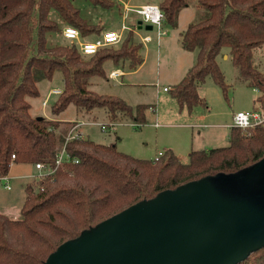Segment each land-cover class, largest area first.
<instances>
[{
	"label": "trees",
	"instance_id": "trees-1",
	"mask_svg": "<svg viewBox=\"0 0 264 264\" xmlns=\"http://www.w3.org/2000/svg\"><path fill=\"white\" fill-rule=\"evenodd\" d=\"M89 1L107 10L123 6L116 0ZM157 2L163 24L173 27L190 4L202 11L181 38L184 49L197 50L196 61L169 88L180 107L192 110L206 103L199 86L208 75L227 91L217 56L228 47L248 84L261 91L257 102L263 101L264 109V73L255 67L253 52L264 44V0ZM66 25L77 27L83 38L106 30L101 22L85 18L72 0H0V179L16 162L52 168L63 147L68 155L53 173L27 183L21 218L0 213V264H45L62 242L141 199L208 174L237 171L264 156V124L249 129L232 126L229 145L193 149L188 163L171 148L148 159L81 134L68 139L77 121L34 116L28 100L39 95L38 83L51 80L57 70L62 71L64 86L51 106L53 114L72 103L86 112L105 108L110 125L124 119L140 125L146 121L147 105L134 108L117 96L89 88L93 76H106L107 61L128 62L131 68L143 62L144 43L135 27L127 29L118 43L84 54L77 43L57 39ZM237 264H264V246Z\"/></svg>",
	"mask_w": 264,
	"mask_h": 264
},
{
	"label": "rangeland",
	"instance_id": "rangeland-1",
	"mask_svg": "<svg viewBox=\"0 0 264 264\" xmlns=\"http://www.w3.org/2000/svg\"><path fill=\"white\" fill-rule=\"evenodd\" d=\"M72 1L90 22H101L106 29H116L123 35L127 29L135 27L140 38L146 35L153 37V41L142 39L144 44L141 54L145 59L142 65L131 68L128 62L115 65L107 61L104 64L106 76H93L89 85L95 92L117 96L134 108L138 104L147 105L146 121L137 125L131 119H124L110 125L111 119L105 108L97 107L86 112L78 110L72 103L59 114H53L51 106L59 95L52 94L51 90L63 89L64 86L60 70L55 72L51 80L44 79L38 83V96H28L32 115L77 121V127L71 133L76 136L81 134L82 137L104 144L115 143L119 150L138 158L154 159L159 150L171 148L181 162L188 163L193 149L230 144V127L235 112L263 106V101L257 102L261 91L248 84L238 66L233 63L228 47H223L217 56L219 67L225 75L227 91L208 75L199 86V93L206 103H200L189 110L180 107L170 90L163 89L165 85L171 88L178 83L196 61L197 50H186L181 42L188 25L202 15V11L194 3L180 11L176 26L163 24L165 33L161 35L158 44L156 28L147 30L145 27H138L137 22L142 16L136 9L141 4L158 3L159 0H116L123 6L111 10L96 7L89 0ZM95 37L96 33L85 39ZM57 39L68 41L63 35ZM253 52L255 67L264 73V44L256 46ZM225 53L229 55L228 58L224 56ZM118 67L123 68L125 74L115 79L109 78L111 70ZM46 98L48 102L45 104ZM102 123L108 124L105 129H102ZM38 173L39 170L33 163L16 162L11 166L9 179H0V213L12 219L22 217L21 208L27 197L26 185L38 181L35 177ZM6 184L10 187L5 186Z\"/></svg>",
	"mask_w": 264,
	"mask_h": 264
},
{
	"label": "water",
	"instance_id": "water-1",
	"mask_svg": "<svg viewBox=\"0 0 264 264\" xmlns=\"http://www.w3.org/2000/svg\"><path fill=\"white\" fill-rule=\"evenodd\" d=\"M263 246L264 156L141 199L62 242L45 264H237Z\"/></svg>",
	"mask_w": 264,
	"mask_h": 264
},
{
	"label": "built area",
	"instance_id": "built-area-1",
	"mask_svg": "<svg viewBox=\"0 0 264 264\" xmlns=\"http://www.w3.org/2000/svg\"><path fill=\"white\" fill-rule=\"evenodd\" d=\"M136 11L139 14H141L144 23H150L153 25V28L157 29V35L158 36L165 33V31L163 30V23H164L165 18H164V14L160 8V5L158 3L149 2V3L141 4L136 9ZM65 28L75 29L76 32H74L70 36H66L65 35ZM125 28H126V26L124 25L123 29H125ZM113 34L115 35V39L109 40L108 37L110 35H113ZM63 35L69 41L77 43L80 50L84 54H92V53H95L99 48H101L103 46L118 43L122 39V36H123L122 32H120L116 29H107L102 34L95 37V39H85L81 36L80 30L73 25H66L63 29ZM142 39L144 41H149L152 39V36L146 35ZM87 46H91L93 48V51L91 53H86L84 51L85 47H87ZM112 75H116V72L115 71L112 72ZM166 89H168V88L166 87ZM61 92H62L61 88H54L51 90L52 94H60ZM47 102H48V98H46L44 100L45 104ZM260 124H264V110L261 107H255V108L250 109V110H240V111H237L234 113L232 126L240 127L243 129H249V128H253L257 125H260ZM107 125L108 124H106V123H102L101 124L102 129H105L107 127ZM75 128H76V126L70 130V132H69L70 134L67 137L68 139L76 137L75 134L71 133V131L72 132H73V130L75 131ZM163 152L164 151H159L156 158L159 157L160 155H162ZM13 157H15V155H13ZM66 157L68 158V155L66 153V148L63 147L62 151L58 154L55 167L51 168V167H47V165H45L43 163H37L36 167L39 170V173L37 175H35V177L37 179H40L47 174L53 173L57 169V167L66 159ZM4 178L7 180L9 179L7 176H5ZM5 186H7L8 188L10 187L7 184Z\"/></svg>",
	"mask_w": 264,
	"mask_h": 264
},
{
	"label": "crops",
	"instance_id": "crops-1",
	"mask_svg": "<svg viewBox=\"0 0 264 264\" xmlns=\"http://www.w3.org/2000/svg\"><path fill=\"white\" fill-rule=\"evenodd\" d=\"M140 20V19H139ZM137 24H138V22H137ZM109 29V28H108ZM113 29V28H112ZM107 30V29H106ZM147 30H151V29H147ZM160 37H161V35L160 36H158L157 35V43L159 44V42H160ZM141 39H142V37H141ZM149 41H153V37H152V39L151 40H149ZM144 43V42H143ZM224 56L226 57V58H228V54H224ZM145 60V59H144ZM144 60H143V62L140 64V65H142L143 63H144ZM113 64V63H112ZM194 64V63H193ZM192 64V65H193ZM139 65V66H140ZM191 65V66H192ZM190 68V67H189ZM188 68V69H189ZM187 69V70H188ZM116 72V75H112V72ZM187 72V71H186ZM125 74V70L123 69V68H120V67H118V68H114L113 70H111V72H110V74L108 75L109 76V78H118V77H120V76H122V75H124ZM166 87L168 88V89H166ZM169 88H170V86H163V89L164 90H169ZM255 89H257V88H255ZM233 116H234V114H233ZM232 121H233V118H232ZM83 123V122H82ZM231 124H229V126H230ZM76 127H77V125H76ZM231 127H232V125H231ZM231 127H230V129H231ZM83 129V128H82ZM87 136H89L88 134H87ZM159 151H163V150H159ZM154 158H156V157H154ZM9 175H7V177H8ZM9 178V177H8Z\"/></svg>",
	"mask_w": 264,
	"mask_h": 264
},
{
	"label": "clouds",
	"instance_id": "clouds-1",
	"mask_svg": "<svg viewBox=\"0 0 264 264\" xmlns=\"http://www.w3.org/2000/svg\"><path fill=\"white\" fill-rule=\"evenodd\" d=\"M74 32H76L75 29H72V28H65V35H66V36H70V35H72ZM108 39H109V40H114V39H115V35H114V34H113V35H110V36L108 37ZM84 51H85L86 53H91V52L93 51V48H92L91 46H87V47H85Z\"/></svg>",
	"mask_w": 264,
	"mask_h": 264
}]
</instances>
